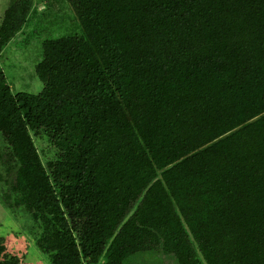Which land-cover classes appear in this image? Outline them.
Instances as JSON below:
<instances>
[{
  "label": "trees",
  "instance_id": "obj_1",
  "mask_svg": "<svg viewBox=\"0 0 264 264\" xmlns=\"http://www.w3.org/2000/svg\"><path fill=\"white\" fill-rule=\"evenodd\" d=\"M31 1L5 8L0 54ZM67 1L81 33L42 40L38 92L0 67L1 197L37 248L264 264V0ZM18 263L0 238V264Z\"/></svg>",
  "mask_w": 264,
  "mask_h": 264
},
{
  "label": "rangeland",
  "instance_id": "obj_2",
  "mask_svg": "<svg viewBox=\"0 0 264 264\" xmlns=\"http://www.w3.org/2000/svg\"><path fill=\"white\" fill-rule=\"evenodd\" d=\"M9 2L0 0V19ZM75 33H81V26L67 0H32L22 29L0 54V67L12 90L38 92L43 83L35 73V65L41 59L42 40ZM35 142L40 153H52L45 139L35 138ZM1 147L3 143L0 139V151ZM3 173L0 164V238L5 252L18 256V264H49L46 255L35 244L33 220L22 208L7 207L2 201ZM168 257L147 253L130 264H176L173 258Z\"/></svg>",
  "mask_w": 264,
  "mask_h": 264
}]
</instances>
